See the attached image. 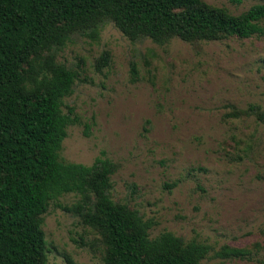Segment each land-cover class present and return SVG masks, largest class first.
<instances>
[{
    "label": "rangeland",
    "instance_id": "1",
    "mask_svg": "<svg viewBox=\"0 0 264 264\" xmlns=\"http://www.w3.org/2000/svg\"><path fill=\"white\" fill-rule=\"evenodd\" d=\"M202 1L233 15L264 3ZM104 53L109 65L98 68ZM57 60L79 74L65 99L79 123L63 162L110 159L113 201L154 221L151 238L171 232L210 246L201 264H264V123L246 114L264 108V38L158 45L106 20L97 39L72 34ZM79 199L66 194L44 215L48 264H104L98 231L56 206ZM224 247L248 255L217 257Z\"/></svg>",
    "mask_w": 264,
    "mask_h": 264
},
{
    "label": "trees",
    "instance_id": "2",
    "mask_svg": "<svg viewBox=\"0 0 264 264\" xmlns=\"http://www.w3.org/2000/svg\"><path fill=\"white\" fill-rule=\"evenodd\" d=\"M106 20L132 42L158 45L264 38V3L233 15L202 0H0V264H48L44 215L71 193L78 202L56 206L98 231L104 264H201L211 251L171 232L151 238L154 221L111 198L118 166L110 159L85 166L60 158L68 128L79 123L74 109L64 111L79 74L57 54L76 32L97 39ZM109 60L104 53L98 68ZM246 114L264 123V108ZM247 255L229 247L217 253Z\"/></svg>",
    "mask_w": 264,
    "mask_h": 264
}]
</instances>
